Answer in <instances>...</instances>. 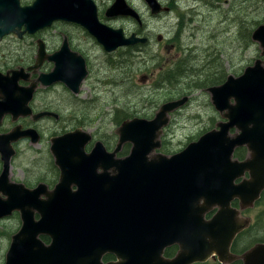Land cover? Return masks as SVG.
<instances>
[{
  "label": "flooded vegetation",
  "instance_id": "af4514ba",
  "mask_svg": "<svg viewBox=\"0 0 264 264\" xmlns=\"http://www.w3.org/2000/svg\"><path fill=\"white\" fill-rule=\"evenodd\" d=\"M88 1H91L96 9V18L100 25L112 31H121L122 37L125 40L133 39L137 40V42L121 45L115 50L107 52L86 28L64 21H54L50 26L34 34L22 33L24 31L22 27L20 29V36L15 32H8L0 36V200H6L8 193L16 187L19 195L22 194L25 198V207L34 212V221H38L40 215L36 212V209L31 208L29 193L37 191L38 199L47 200L49 196L54 195L52 193L56 191L58 185L61 183L67 168L65 188H68L71 192H77L79 190L78 181H84L89 182L88 187L83 188L86 193H101V199L90 200L89 204L82 206V210L89 215L88 217H95L100 225L99 229L97 228L98 231L96 230L97 232L91 233V230H87V225L80 224V226L86 235L85 237L90 238L91 244L107 242L103 253L97 252L93 254L103 255L101 261L106 264L116 262V255H127L126 245L128 239L131 237L139 235L142 238V242L144 241L143 238H154L156 235L154 231L157 230L158 225L156 224L158 219H154V217L151 221L147 219V212L143 208L146 203L144 198H141L142 208L140 206L139 212L131 217L128 216L129 218L124 213L125 202L121 197V192L126 191L127 183L130 181L127 182V178L133 176L134 173L123 172V166L125 165V160L129 157L132 145L129 142H125L118 146L119 138L116 134L118 127L124 121L135 118L147 121L152 120L155 118L161 105L175 101L170 100V98H177L176 100L186 98L184 104L177 109L179 110L187 104L189 98H193L196 95V90L191 89L192 87L199 88L198 83H203V86L210 83L206 89L209 93L208 89L223 84L227 77L225 80H222V73L215 69L213 73L206 72L205 76L207 77L205 79L189 82L192 79L186 75H190L191 73L196 75L198 73L193 64L188 65L184 69L186 75L180 81L173 77L172 70L174 68L178 67V65L186 64L185 61L187 60L196 58L194 56V58H184L183 61H180L176 57L174 58L173 55L170 56V52L183 49V41L186 39L188 27L192 22V19L189 17L191 13L184 4L185 0H167L165 3L155 0L160 10L156 13L152 11L147 2L148 0H142L147 8L145 12L137 8L133 0H123L125 4L122 8L114 9L108 14V10L111 9L116 1L109 0L104 6L103 16H101L99 10L103 1ZM197 1L209 2L212 0ZM21 2L22 0H19L21 7L32 4L23 5ZM128 10H132L133 14H129ZM162 14L168 15L169 20H173V25L170 26L168 32L169 35L170 32L174 33V36L168 39H164L160 34L155 35L156 32L153 31L155 24H157L158 16ZM183 37L184 39H182ZM90 41L99 44L103 51L104 59L101 62L97 61V65L92 64L96 61V58L91 55V51L94 46L98 48L99 46L94 44L88 47ZM40 46H42V62L35 67ZM154 49L160 53L165 52L166 57L154 55ZM131 60L144 67L143 69H137L141 76L139 84L136 86L139 103L135 109L131 110L132 114L129 116L126 115L127 113L124 110L115 109V121L112 124L108 123L115 129L111 134L102 132V127L107 124L100 117L98 118L101 119L102 123L91 124L94 121L93 118L87 117L85 121H81L82 118L73 117L74 119H71V117L65 118L62 115V102L60 99L63 97L70 99L73 107L90 106L92 109V101L94 99L90 96L98 90L97 88H91L92 82L102 85L110 92L121 87L122 82L120 83V77L125 75L127 64ZM153 61L156 63V69L158 70L154 79H152L153 74L151 70L146 68L147 64ZM104 66L109 71L111 70V75L119 77V82L109 80L105 76L95 78V76L100 75L101 72L106 70L103 69ZM56 68L57 71L52 75L56 80H51L48 75ZM163 72L168 74L160 76V73ZM91 79L92 81L90 82ZM86 83L88 84V88L84 87ZM184 87H187L188 90L185 91ZM82 88L85 90L84 93H82ZM124 94H126V88H124ZM160 98H165L166 102L158 104L157 101ZM124 107H129L127 99ZM171 113L168 114V122L156 131V140L160 144L159 148L146 156L145 161H152L156 154L163 155L168 159L174 157L185 151L190 145L197 143L206 133L217 131L218 124L224 122L222 114L218 112L220 121L213 123L209 129L197 132L195 137L184 143L181 150L178 149L176 152L170 151V154H168L166 153L168 142L164 141L163 136L165 128L169 127L171 121L169 115ZM42 120L68 125L61 126L58 132H53L48 136L49 147L47 151L51 154V159L49 160L48 154L45 155V158L49 160L46 164V170L40 172L38 177L30 178L31 180L28 182L25 180L15 181L11 177L10 168L18 152L17 146L22 142L38 145L44 141L43 129L39 127V122ZM115 122L114 127L112 125ZM76 131H81L90 136V139L82 146L84 154L75 156L67 164L64 163V165L58 166L56 158L51 151L52 141L70 133L73 135ZM229 133L231 135L235 131L230 130ZM82 142L81 139H77L75 144L81 146ZM95 149L100 153H103L104 150L108 155H91ZM248 157L249 152L247 148L239 147L234 150L231 161L243 162ZM231 161L226 157H221L212 160L204 167L199 166V168L205 175L206 181L210 178H216V183L219 186L229 189L230 186L239 185L243 180H249L247 172L239 178L234 177ZM141 175H143L142 172ZM231 176L234 178L232 181L229 180ZM146 186L147 192L151 195H155L163 188L158 183L151 182ZM111 194H119V208L110 205L104 200L109 199ZM200 202L201 204L203 203L202 200ZM229 209L233 210L235 214L224 239L228 252L212 250L205 261L194 262L192 264H243L240 256L247 254L257 245L264 246V189L256 200L248 204L243 203V206L238 198L232 199L229 203ZM132 210L134 211V209ZM218 211V206H210L203 215L204 220L209 221ZM14 213H18L21 227V217L18 211H13L5 217H11ZM244 222L247 225L237 230L233 236H230L232 230L243 225ZM147 226H149L148 230L153 231L152 233H145ZM18 230L14 233L13 229L8 232L9 235H6L7 231L0 232V236H6L10 240L7 251L12 242V237ZM38 239H40L44 246H48L51 243V238L47 235H39ZM116 243L119 245L118 249L114 245ZM205 243H212V239L207 236ZM179 251L180 247L178 245H168L164 247L162 255L170 258L177 255Z\"/></svg>",
  "mask_w": 264,
  "mask_h": 264
},
{
  "label": "water",
  "instance_id": "95a60500",
  "mask_svg": "<svg viewBox=\"0 0 264 264\" xmlns=\"http://www.w3.org/2000/svg\"><path fill=\"white\" fill-rule=\"evenodd\" d=\"M147 2L153 12L160 11L155 0ZM124 4L123 0H116L108 14L122 8ZM127 12L133 14L132 10ZM54 21L86 28L107 52L137 42L125 40L121 31H112L100 25L96 9L88 0H34L31 5L24 7L20 6L19 0H0V36L8 32L20 36L22 27V33L34 34ZM251 39L258 43L260 56L264 57V24L253 30ZM41 53L42 46L38 48L35 67L42 62ZM56 71L57 68L48 75L51 80H56L52 76ZM208 91L215 110L222 114L224 122L218 124L217 131L206 133L197 143L174 157L168 159L156 154L152 161L144 160L160 146L156 131L168 122V114L182 106L186 98L161 105L155 118L150 121L135 118L124 121L118 127V146L125 142L132 145L123 172L134 173L127 178V182L130 181L126 191L121 192L125 202L124 213L129 218L139 212L140 206L142 208L141 198H144L146 203L143 208L147 212V219H158V225L154 238H143L142 242L139 235L131 237L126 245L127 255H116V262L106 264H192L205 261L212 250L228 252L224 239L235 214L229 209L230 201L238 198L243 206V203L256 200L264 189V60H255L240 76H228L223 84ZM230 130L235 133L230 135ZM77 139L83 141L81 146L75 144ZM89 139L88 134L76 131L73 135L70 133L52 141L51 151L58 166L83 155L82 146ZM239 147H246L249 157L243 162L231 161L234 150ZM91 155L108 154L95 149ZM221 157L231 161L234 177L239 178L247 172L249 180H243L229 189L219 186L216 178L206 181L199 166L204 167ZM233 179L231 176L229 180ZM66 182L67 168L61 183L52 193L54 195H48L47 200L38 199L37 191L29 193L30 206L40 215L38 221H34V212L25 207V198L19 195L16 187L8 193L6 200H0V218L13 211H18L21 217V227L12 237L3 264H104L101 261L103 255L93 254L103 253L107 242L91 244L80 226L87 225L91 233L98 231L100 225L95 217H88L82 206L89 204L90 200L101 199V193H86L83 188L88 187L89 182L84 181H78L79 190L71 192L65 188ZM150 182L158 183L163 188L151 195L146 189ZM104 200L119 208V194H111L109 199ZM215 205L219 211L209 221H205V211ZM246 225L244 222L233 229L230 236ZM148 228L145 233H152ZM39 235L49 236L50 245L44 246L38 239ZM207 236L212 239V243H205ZM175 244L180 247L177 255L171 258L162 255L164 247ZM114 245L119 248L117 243ZM240 258L243 264H264V246L257 245Z\"/></svg>",
  "mask_w": 264,
  "mask_h": 264
},
{
  "label": "rangeland",
  "instance_id": "374dc122",
  "mask_svg": "<svg viewBox=\"0 0 264 264\" xmlns=\"http://www.w3.org/2000/svg\"><path fill=\"white\" fill-rule=\"evenodd\" d=\"M33 1L22 0L21 3L28 5ZM102 1L103 4L99 7L101 16H103L104 6L109 0ZM133 1L141 11H147L146 5L142 0ZM158 1L165 3L167 0ZM184 4L191 13L189 17L192 19V22L188 27L186 39L183 41V49L170 52V56L173 55L174 58L176 57L180 61H183L184 58L189 59L196 56L195 59L185 61L186 64L183 67L186 69L188 65L193 64L198 71L196 75L192 73L186 75L192 79L189 82L205 79L207 77L205 73H213L215 69L222 73V80H225L228 75L237 77V75L239 76L243 72L245 67L252 65L254 60L264 59V57L260 56L261 49L258 43L251 39L253 30L257 26L264 24V0H212L209 2L185 0ZM172 25L173 20H169L168 15L162 14L158 16L157 24H155L153 31L156 32L155 35L160 34L164 39H168L174 36V33L170 32L169 35L168 32ZM94 44L97 43L90 41L88 47ZM97 45L99 46V44ZM153 54L163 58L166 57L165 52L160 53L157 50L153 51ZM91 55L96 58V61L92 63L93 65H97L98 62L104 59L100 46L99 48L94 46ZM138 68L143 69L144 67L131 60L127 64L125 75L120 77V83L122 82L121 87L116 88L113 92L107 91L102 85L92 82L91 88L98 89L95 94L90 96L94 99L92 101V109L90 106L73 107L70 99L66 97L61 98L62 115L65 118L71 117V119L82 118L81 121H85L87 117L93 118L94 121L91 124L102 123L100 119L102 118L107 124L102 127V132L111 134L115 130L110 126L115 121V109L124 110L127 113L126 115L129 116L132 114L131 110L135 109L139 103L136 86L139 84L141 76L137 71ZM146 68L151 70L153 74L151 76L154 79L158 71L156 63L154 61L148 63ZM103 69L106 70L101 72L100 75L95 76V78L105 76L109 80L119 82V77L111 75V70L109 71L105 66ZM181 79L182 77L177 78L179 81ZM208 85L210 83L199 88L192 87L191 89L196 90V95L193 98H189L187 104L179 110L169 115L171 121L169 127L165 128L163 136L164 141L168 142L166 153L170 154V151L176 152L178 149L181 150L184 143L195 137L197 132L209 129L213 123L220 121L218 112L211 103L210 94L206 91ZM84 87L88 88V84L86 83ZM124 88H126V94H124ZM184 89L185 91L188 90L187 87H184ZM84 92L85 90L82 88V93ZM126 99L129 105L128 108L124 107ZM176 99L170 98V100L177 101ZM164 101L165 98H160L157 102L158 104H162L166 102ZM115 124L116 122L112 126L115 127ZM66 125L68 124H56L47 120L39 122V127L43 129L45 139L38 145L22 142L17 146L18 152L10 168L13 180H25L28 182L31 180L30 178H36L40 172L46 170V164L51 159V154L47 151L49 147L48 136L53 132H58L61 126ZM46 154H48L49 160L45 158ZM19 227L20 219L18 213L0 220V232L7 231L6 235H9L8 232L13 229L15 233ZM9 243L8 237L0 236V264L4 263Z\"/></svg>",
  "mask_w": 264,
  "mask_h": 264
},
{
  "label": "trees",
  "instance_id": "16d2710c",
  "mask_svg": "<svg viewBox=\"0 0 264 264\" xmlns=\"http://www.w3.org/2000/svg\"><path fill=\"white\" fill-rule=\"evenodd\" d=\"M185 64H182V65H178V67L174 68L172 70V75L173 77L177 80V78L179 77H183L186 73H185V70L183 68ZM168 73H160V76H164V75H167ZM209 82V81H207ZM198 86H203V83H198L197 84ZM171 256V255H170Z\"/></svg>",
  "mask_w": 264,
  "mask_h": 264
},
{
  "label": "bare ground",
  "instance_id": "6f19581e",
  "mask_svg": "<svg viewBox=\"0 0 264 264\" xmlns=\"http://www.w3.org/2000/svg\"><path fill=\"white\" fill-rule=\"evenodd\" d=\"M186 75V74H185Z\"/></svg>",
  "mask_w": 264,
  "mask_h": 264
}]
</instances>
